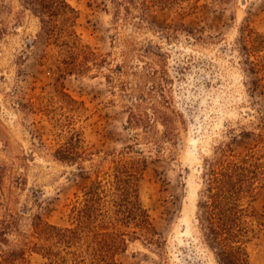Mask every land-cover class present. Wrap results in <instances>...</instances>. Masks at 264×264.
<instances>
[{"label": "rangeland", "instance_id": "374dc122", "mask_svg": "<svg viewBox=\"0 0 264 264\" xmlns=\"http://www.w3.org/2000/svg\"><path fill=\"white\" fill-rule=\"evenodd\" d=\"M114 1L68 0L78 12L82 41L109 55L111 67L121 65L123 73L103 69L62 76L53 65L58 49L37 39L38 20L21 0H0V170L7 167L6 182L0 179V220L13 208L20 233L30 234L37 216L69 224L71 206L93 165L86 164V173L54 158L62 137L52 117L64 121L72 115L62 103L65 92L81 103L74 127L95 154V164L108 168L122 153L148 162L140 191L162 243L133 241L119 263L218 264L198 229L204 164L218 145L231 141V129L238 151L259 139L264 80L252 86L239 39L245 25L264 35V0H163L146 11L131 6L130 15L125 6L118 14ZM140 91L154 96H146L147 107L157 103L173 118L176 136L164 138L158 124V144L142 136L136 142L143 132L129 125V107ZM39 100L54 115L27 106ZM129 146L134 150L125 154ZM3 187L11 188L12 204ZM256 208L264 217V190ZM18 237H9L13 246ZM7 249L0 243V255ZM248 251L250 264H264V230ZM28 264L48 263L32 254Z\"/></svg>", "mask_w": 264, "mask_h": 264}, {"label": "trees", "instance_id": "16d2710c", "mask_svg": "<svg viewBox=\"0 0 264 264\" xmlns=\"http://www.w3.org/2000/svg\"><path fill=\"white\" fill-rule=\"evenodd\" d=\"M21 2L39 22L37 39L58 49L53 65L62 76L90 75L103 69L123 73V66L111 67L109 55L99 54L82 41L76 30L78 12L68 0ZM162 2L115 0L114 5L118 14L125 6V12L130 15L134 6L146 11ZM138 18L143 21L142 17ZM240 32L243 65L255 87L264 80V35L250 25L243 26ZM145 52L158 56L151 50ZM122 87L127 88V85ZM61 94L64 109L72 115L66 116L64 121L52 117L62 137L54 158L86 173H89L86 164H92V173L76 194L67 225L52 224L37 216L31 233H20L18 213L10 208L8 218L0 220V243L8 247L0 255V264H28L32 254L43 257L48 264H120L118 257L133 241L144 239L160 246L162 242L140 191L147 160L142 156L127 158L122 153L108 168L95 164V154L86 147L82 132L74 127L81 103L65 92ZM147 95L154 99L153 94L140 91L138 99L129 107V125L143 132L136 134V142L142 136L158 144V124L165 128L164 138H173L176 136L173 118L157 103L149 102L151 105L147 107ZM27 106L54 115L41 100L30 101ZM257 128L258 141L244 151L234 148L232 141L237 135L231 129V141L218 145L213 156L205 160L203 189L197 205L198 229L218 264H250L248 245L264 230V217L256 208L264 190V121ZM127 150L134 147H127L125 154ZM6 173L5 166L0 170L1 184L6 182ZM15 183V180L10 181L11 186ZM3 188H7L5 198L12 204L11 188ZM13 234L19 236L15 246L9 238Z\"/></svg>", "mask_w": 264, "mask_h": 264}]
</instances>
